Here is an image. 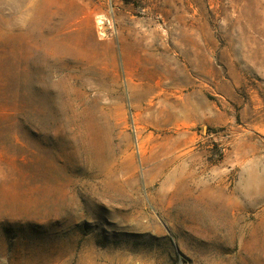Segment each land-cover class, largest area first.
Instances as JSON below:
<instances>
[{
    "label": "rangeland",
    "instance_id": "obj_1",
    "mask_svg": "<svg viewBox=\"0 0 264 264\" xmlns=\"http://www.w3.org/2000/svg\"><path fill=\"white\" fill-rule=\"evenodd\" d=\"M0 264H264V0H0Z\"/></svg>",
    "mask_w": 264,
    "mask_h": 264
},
{
    "label": "built area",
    "instance_id": "obj_2",
    "mask_svg": "<svg viewBox=\"0 0 264 264\" xmlns=\"http://www.w3.org/2000/svg\"><path fill=\"white\" fill-rule=\"evenodd\" d=\"M105 22H106V25H107L108 29H110V30H109V33H112L114 30H113V28H112V23H111L110 19H109V18H106V19H105ZM102 24H104V22H102ZM105 34H106V33L104 32V35H105Z\"/></svg>",
    "mask_w": 264,
    "mask_h": 264
}]
</instances>
